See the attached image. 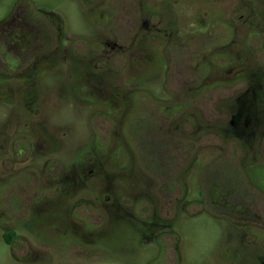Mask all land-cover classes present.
I'll return each mask as SVG.
<instances>
[{"label": "flooded vegetation", "instance_id": "obj_1", "mask_svg": "<svg viewBox=\"0 0 264 264\" xmlns=\"http://www.w3.org/2000/svg\"><path fill=\"white\" fill-rule=\"evenodd\" d=\"M79 1L87 14L95 15L98 35L93 51L77 47L78 50L72 52L66 48L63 45V22L53 13L31 15L22 8L0 22V84L10 78H29L34 82L43 62L61 55L65 60L70 57L81 68L80 78L84 86L96 83L99 88L104 85L109 88L93 115L97 119L109 113V118L103 117V124L99 122V128L94 130L98 134L93 131L94 145L83 161L72 166L67 173L57 159L38 155L44 147L26 135H18L23 144L5 146L9 142L2 135L7 130L3 126L0 153H6L7 157H2L0 163V229L4 242L13 249V257L23 261L29 255L18 251V246L23 248L26 241L14 231V220L22 218L36 223L39 217L54 212L60 214L58 225L74 228L78 237L95 233L99 236L107 226L122 222L137 233L145 231L146 242L150 237L163 245L165 236L175 237L176 208L185 199L187 179L195 175L199 187L196 202L236 230L228 237L236 243L235 254L249 259L248 264H264V195L255 187L249 171L264 163V0H198L196 28L190 35H182L180 24L174 19L165 17L164 23L158 14L156 17L161 21L154 25L150 10L141 18L138 4L139 1L143 4L142 0ZM204 3L209 7L203 8ZM123 10L125 13L121 15ZM42 19L49 20L48 24L45 22L48 27L43 26ZM139 19L142 21L140 28L137 26ZM154 36L163 39L164 44L166 40L165 57H161L160 63L158 56V63L162 66L175 58L188 62L191 49L187 41L199 39L193 61L197 76L186 77L183 82L181 78L176 88L178 91H172V94L166 86L167 100L165 82L161 97L144 86L149 81L147 72L142 75L147 66L144 54L157 56L149 42ZM127 48L131 49L130 64L125 61L123 67H128L133 74H113L115 67L110 56L120 57ZM191 82L195 86L186 91ZM136 95H141L143 102L151 100L154 105H159H155V111L158 115L161 113L164 123L159 121L156 113L152 117L161 122L157 133L172 141L171 167L181 171L186 165L179 177L182 179L177 180L176 176L166 179L165 173L159 168L155 170L152 162L147 160L145 153L149 150L143 142L150 139L153 121L150 123L141 116L137 120L140 125L134 130L132 125L129 135L126 133L125 126L131 121ZM204 99H209L211 105L208 109L212 111V125L208 126L212 130L210 133L214 132L216 138H219L218 133L227 139L233 138L246 154L233 157V146H228L226 156L210 158L211 176L217 179L210 187L205 183L209 172L204 170L208 168H203L195 155L200 139L188 143L187 139L181 141L179 133L185 135L188 132L190 136L193 132L196 135L205 129L204 126L190 124L188 120L186 125L176 124L175 118L170 117L194 111V119H200V111L207 110V102L202 107ZM173 100H178V105H171ZM165 111L170 113L169 116L165 117ZM220 144L216 143L215 147ZM134 145L145 157L134 154ZM192 147L194 155L186 154ZM112 153L123 154L124 163L120 161V155L110 157ZM230 153L232 157L228 156ZM233 165H237L240 171L222 170ZM179 188L182 191L176 198Z\"/></svg>", "mask_w": 264, "mask_h": 264}, {"label": "rangeland", "instance_id": "obj_2", "mask_svg": "<svg viewBox=\"0 0 264 264\" xmlns=\"http://www.w3.org/2000/svg\"><path fill=\"white\" fill-rule=\"evenodd\" d=\"M206 1L208 0L203 2ZM142 2L143 4L140 1L138 4L140 17L142 15V17H146V13H149L147 11L150 10L154 25L161 21L160 17L165 23L166 17L174 19L180 24L182 35H190L196 28L195 13L198 0H142ZM202 6H204L203 8L209 7L208 3H204ZM22 8L31 15H43L44 13L57 15L63 22V45L71 49L72 52L77 51V47L81 50L93 51L96 46L98 31L94 25L95 15L87 14L79 0H0V22L8 19L12 13ZM123 12L125 13L123 10L121 15ZM156 14L160 17H156ZM140 19L137 21L138 28L142 23ZM41 22L44 27H48L49 20L42 19ZM208 22L209 20H207ZM123 27L125 29V23H123ZM149 42L153 44L157 56L144 54L147 66L142 75L147 72L149 78L148 83H145L144 86L152 89L157 97H161L165 82V100H167L169 95L166 86L171 89L172 94V91H178L176 88L179 86L181 78L183 82L186 77L197 76L193 61L199 48V39L187 41V45L191 49L188 62L183 58H175L172 62H165V66L159 63L161 57H165L166 40L164 44L163 39L154 36L153 40H149ZM130 53L131 49L127 48L120 57L118 55L113 57V54H110L111 62L114 61L112 63L115 67L113 74L124 76L133 74L128 67H123L125 61L128 62L127 65L130 64ZM158 56H160L159 63ZM80 75H82V70L75 61L70 57L65 60L60 55L55 59L43 62L34 82L29 78L5 79L0 84V133H2L3 126L7 127L2 135L9 142L5 146L12 147L11 144L16 146L20 143L23 144L18 137L21 134L26 135L41 148L44 147L43 150L40 149L41 153L38 155L57 159L65 173L72 166L83 161L89 148L91 149L94 145V132L97 133L94 130L104 123L103 117L109 118L107 111L105 112L107 114L101 118L94 119L93 117L96 112L95 108L102 101L101 97L109 88L106 85H99L101 86L99 88L96 83L84 86ZM194 86L195 84L192 82L189 83L186 91H190V88ZM206 88L204 89L208 90V87ZM206 96H209L208 92ZM178 100H173L170 104L178 105ZM179 101L182 103L181 100ZM206 102L207 110L200 111L201 120L198 117L194 119V111L186 112V115L180 117H170L175 118L174 123L176 124L186 125V120H188L190 124L200 123L201 126H204L205 129L196 135H193V132L190 136L188 132H185V135L179 133L181 141L187 139V142L191 143L200 139L195 155L197 159L201 160L203 168H208L207 171L204 170L209 172L205 177V183L207 187H210V184L217 180L213 178L214 175L211 176L212 170L208 162L210 158L224 156L228 146H233V157L246 156V154L242 145L233 138L227 139L220 133H218L219 138H216L213 135L214 132L210 133L212 130L208 126L212 125V111L208 110L211 106L209 99L202 100V107ZM134 103L130 115L131 121L125 126L126 133L129 135L132 125L133 130L140 125L137 120L141 116L150 123L153 121L154 128H150V139L148 142H143L145 148L149 150L148 153H145L147 160L152 162L155 170L159 168L165 173L166 179H172L175 176L177 180L182 179L179 177L186 165L181 167V171L171 167L173 164L172 141L165 139L166 136L162 137L160 132L157 133L158 124L161 122L152 117V114L158 115L155 111L157 104L154 105L151 100L143 102L141 95L135 96ZM160 114L159 112L158 119L164 123ZM168 114L170 113L166 112L165 117L169 116ZM4 137L0 136L1 139ZM216 143L221 144L215 147ZM133 151L138 157L144 156V153L138 150L135 145ZM121 153L117 155L112 153L110 157L120 155V161L124 163L125 158ZM189 153H194L193 147L186 151V154ZM228 156L232 157V153ZM2 157H7L6 153H0V163ZM144 160L146 161V159ZM15 167L18 168V165ZM222 170L233 173L240 171L237 165ZM249 171L255 187L264 195V163L255 165ZM9 184H11L10 181ZM187 184L185 199L177 206V215L173 221L175 237L165 236L164 246L157 239L150 237L148 238L150 241L146 242L145 231L137 233L131 226L128 227L129 224L122 222L118 225L107 226L99 236L95 233L78 237L75 235L74 228L66 229L58 225L57 219L60 214L54 212L43 215L42 218L39 217L36 223L33 220L23 221L22 218L20 221L14 220V231L19 237L25 239L27 246V248L18 246V251L29 253L27 260L19 261L13 257V249L4 242L3 232L0 229V264H169L171 262L176 264H248L249 259L238 257L235 254L236 243L228 238L236 233V230L207 212L204 205L196 202L199 200V187L195 175H191L187 179ZM1 187L2 185H0ZM181 191L182 189L179 188L176 198L180 196ZM245 192L250 193L249 190H245ZM1 199L2 196H0ZM10 218L12 219L11 213ZM230 247L233 253L230 252L232 251L229 250Z\"/></svg>", "mask_w": 264, "mask_h": 264}]
</instances>
